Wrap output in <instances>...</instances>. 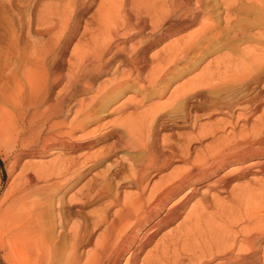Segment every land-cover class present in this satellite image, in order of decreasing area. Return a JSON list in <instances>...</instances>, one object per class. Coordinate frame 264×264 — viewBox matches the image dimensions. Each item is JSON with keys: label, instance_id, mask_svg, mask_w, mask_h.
I'll list each match as a JSON object with an SVG mask.
<instances>
[{"label": "bare ground", "instance_id": "1", "mask_svg": "<svg viewBox=\"0 0 264 264\" xmlns=\"http://www.w3.org/2000/svg\"><path fill=\"white\" fill-rule=\"evenodd\" d=\"M63 1L62 7L54 3L44 5L34 18L27 16V24L22 22L20 28L26 25L27 35L32 33L35 41L24 40L21 32L15 34L12 31L0 52V139L2 144L14 147L13 170L21 159L36 158L40 161L53 155L47 163L27 161L21 164L14 177L18 180L15 184L10 183L0 199V248L3 257L9 264H137L141 252L148 248L146 245L153 237L183 215L176 229L164 237L162 235L152 249H147L139 264H259L261 261L264 264V179H261L264 177V70L261 68L264 57L254 48L246 50V58L237 62L255 65L251 74L248 73V81L254 85L253 92L239 105L242 121L257 115L254 116V124H250L249 133L247 129L237 134L232 130L233 133L228 134L225 127L220 132L210 131L211 141L193 153L189 148L190 138L188 143L184 141L176 149L170 142L173 140L163 137L167 144L163 153L143 144L144 159L129 167V175L119 176L117 170L107 173L108 168L103 172L105 174L98 173L97 183L93 181L95 184L84 186L85 194L82 188L79 190L86 197L81 205L92 198H104L106 201L89 223L81 220L77 221L78 224L74 222V227V223L69 226V245L65 246L66 235H55L58 228L66 227L67 219L74 213L76 194L72 193L65 201L61 191H70L90 165L105 160L110 154V150L92 156L84 154L81 161L78 157L66 155L91 144L90 140H78L74 132L93 113V104L87 101L83 109L75 108L77 111L74 109L71 116L68 114L71 109L65 105L66 99L78 85L84 88L93 76L109 68L113 61L127 64L131 71L140 67V58L145 60L142 55L144 48L138 49V44H127L123 38L128 31L140 34L150 26L153 32L159 25H156L159 19L163 22L171 16L179 26L208 18L203 0H195V9L186 0H101L95 12L96 24L88 29L89 38L81 45L78 42L75 53L67 59L69 73L64 78L61 53L67 39L61 35L80 0ZM221 2L228 11L238 0ZM244 2L247 4L244 6L255 7L264 13V0ZM179 9L182 11L177 13ZM51 15H56L61 23L60 30L53 26L56 35L53 32L48 35L47 32L48 28L52 29L50 23L59 25L57 20L53 22L54 18L51 20ZM229 15L227 12L226 22L230 20H226ZM33 19L37 27L31 29ZM211 27L210 24L198 30L200 36L189 41L186 48L181 44L182 49L176 47L172 50L170 47L169 50L166 46L168 54L164 60H170L171 56L177 58L179 52L183 58L189 49L209 36ZM46 32L48 36L43 38ZM152 41L149 36L144 42L145 47ZM256 43L264 45V34H259ZM28 47L32 48L29 54ZM62 80H65L63 87L54 96L53 90ZM41 81L44 86L39 92ZM224 107L230 109V105ZM13 111L17 112L18 119H15ZM240 118L236 120L240 121ZM223 121L218 122L221 127L231 125L230 121L222 125ZM90 161L93 164L87 166ZM174 162L181 165L172 166V171L158 175L154 181L150 178L152 173L153 177ZM226 167L231 168L223 172ZM237 179H246V182L235 184ZM123 181L133 191H123L121 186L120 189L113 188V182L117 186ZM198 195V201L191 204ZM54 205H57L56 213ZM126 253V259L121 263Z\"/></svg>", "mask_w": 264, "mask_h": 264}, {"label": "rangeland", "instance_id": "2", "mask_svg": "<svg viewBox=\"0 0 264 264\" xmlns=\"http://www.w3.org/2000/svg\"><path fill=\"white\" fill-rule=\"evenodd\" d=\"M62 1L0 0V52L4 46H6L12 31L15 34H20L21 32V37L24 40H28L29 42H31V40L35 41L32 33L29 32L31 35H27V28L25 29L24 27L26 26L24 24H27V16L32 15L34 18L44 5L54 3L62 7L64 4V1ZM100 1L101 0L77 1V9H75L72 19L61 35L62 38L67 39L65 49L61 53L63 58L61 74L63 73L64 78L66 74L69 73L67 59L71 57V53H75V46L78 42L81 45L83 41L85 42L87 38H89L88 29L96 24L95 12ZM186 1L190 2L192 4L191 7L195 9V0ZM203 2L207 7L206 13L208 15H206L208 18H204L201 21L197 20L188 25L179 26L177 25L175 17L171 16L168 20L163 22L159 19L156 23V25H159L153 32L150 26L144 30L146 32L143 31L140 34H137L134 30L128 31L127 35L123 38L126 40L127 44L129 46L138 44V49L142 46L144 48L142 55L145 56V60L140 58V67L136 71H131L127 64L124 65L120 64L118 61H113L110 63L109 68L102 70L97 76H93V79H90L84 88L78 85L77 88H75L76 90L74 89L75 91H73V94L66 99L65 105L66 108L68 107L71 109V112H68L71 116L74 114L75 108L80 110L83 109L87 101L93 104V113H91V117L89 116V120L84 119L85 123H83V127H79L74 132V137L77 136L78 140H80V138L81 140H90L91 144L87 148H82L83 150L77 149L71 152V154L68 153L66 155L78 157L79 161H81L84 154L92 156L100 152H106L107 150H110V154L105 160L92 166L90 165L87 172L78 180L70 191L65 188V190L61 191L63 192L65 201L72 193L76 194L74 199L75 203L72 208V213L74 212L72 214L73 216L69 217L65 208L64 210L67 213L63 210L64 214L67 215L66 218L69 217L67 219L68 222L66 221V227H64L65 230L64 228H58L55 232L56 236L58 234V236L62 234L66 235L60 236H64V238L68 239L65 240V246L69 245L68 241L70 237V227L73 225L72 223L76 222V224H78L81 220H85L89 223L94 213L100 211L103 205H105L106 199L104 198H92L85 205H81V203L86 200L84 194L87 192L85 189L87 188V184L93 185L97 183V180L100 178L98 173L105 174L103 172H106L105 170L108 168L109 171H107V173L117 170L119 176L129 175L131 173L129 167L131 168V165H136L144 159L143 144L146 143L158 153H163L164 146L167 145L163 137L168 138L169 141L173 140L170 142L176 149L182 145V142L187 141L188 143V139L190 138L189 148L193 153L197 151V148L198 150L200 148L203 149L211 141L210 131L216 130L220 132L223 127L226 128V131L230 129L228 132L225 131V133L228 134L233 133V131L235 134L246 132L247 129L248 133L251 131L250 126L255 121L256 117L254 118V116L257 115L253 117L248 116L242 121L243 118L240 116L239 105L253 92L254 85L250 84L248 81L250 77L248 73L251 72L255 65L238 64L237 62L246 58L245 51L249 48H254L259 55L264 57V45L256 43L259 34H264V23H262L264 22V18L262 17L264 13L260 12V10L255 7H246L247 4L244 0H238L237 4L240 7L236 4L233 9H229L228 11L224 8L221 0H203ZM243 4H246V6ZM130 7L131 5H129L128 8ZM139 8L143 12L142 8ZM181 11L182 10L179 9L177 13ZM227 12L230 14L229 18H226V20L230 19L227 21L228 23L225 21ZM257 12H260L261 15ZM157 13H159V11H157ZM254 14L256 15L254 16ZM51 16V20L54 18L53 22L57 20L59 25L58 23V26L55 23V25L50 23L49 25L52 29L49 30V28H46L49 34L46 32V34L42 36L43 38H46L51 32L54 34L56 29L60 30L59 26H61V23L58 21L59 18L56 15ZM260 19H262V21ZM22 22L25 23L21 26L22 28H20ZM208 23L209 25L211 24L213 28L211 27L209 36L205 38L206 40L203 39L204 41H200L195 45L196 47L194 46L191 50L189 49L188 54L183 58L182 52H179L177 58L171 56L169 57L170 60H164L165 55L168 54V51H165L167 49L166 46H168L169 50L171 48L173 50V48L176 47L182 49V45L186 48L189 41L200 36V31H197L203 30L202 28L209 26ZM32 25L33 27H30L31 29L37 27L36 25L34 26V19L31 26ZM49 25L47 26L49 27ZM53 26L56 29H54ZM61 30H63V27ZM120 32L122 33V31ZM56 34L57 33H55V35ZM149 36L153 41L150 45L145 47L144 42L149 39ZM186 37H189V39ZM173 42H175V44ZM27 51L28 54L31 53L32 48L28 47ZM179 56H181V59ZM227 59L230 61L229 63ZM263 65L262 63V70H264ZM211 76L212 78H210ZM64 82L65 80H62L61 83L54 88V96H56L58 91H61ZM120 82L122 83L120 84ZM88 85H90V87ZM43 86L44 83L41 81L38 87L39 92L42 90ZM234 104H236V107ZM225 105H230V109H225ZM13 115H15V119L19 118L17 112L13 111ZM236 118H240L241 122L239 119H237V121ZM218 120L223 121L222 125L226 122V124L230 123L234 126L224 124V126L221 127ZM241 123L242 125H240ZM217 124H220V126L216 127ZM243 124H246V126ZM86 131L90 132L87 136H85V134H87ZM183 144L186 145V143ZM14 151V147L12 148L11 145L5 143L2 144L0 139V199L4 196V191L8 190V187H10L12 183L15 184V181L18 180L14 177L17 171H19L21 164L27 161H36V163L37 161H43L47 163L53 157V155H48L40 159V161L36 158H27V161L26 159H21L20 163L16 165L13 170L11 163L13 161ZM92 162H88L87 166L93 164ZM173 164L170 166L171 168L168 167L156 174L157 176L155 175L152 177L154 174L152 173L150 178L154 181L159 176H163L164 174L167 175L174 167L181 165V163L178 162H174ZM229 168L231 167H226L223 172L227 171ZM261 179H264V177H261ZM93 181H95V183H93ZM235 182L233 183L243 184L246 182V179H237ZM121 183L122 184L119 182L116 186L115 182H113V188L114 186L119 187V189L122 187L121 190L123 191H133L130 187L128 188L126 181ZM81 188L84 192L82 195L79 192ZM199 197L200 195L193 198L191 204L198 201ZM56 207L57 205H54L55 213ZM182 216L183 215L180 216L181 219ZM181 219L162 228L153 237L152 241L146 245L148 248H144L140 258L146 251L152 249L153 246L160 241L162 235L164 237L169 232L174 231L182 221ZM76 224L74 223L73 227ZM262 244H264V239L262 240ZM127 254L128 253L121 259V263L125 261ZM140 258H138L137 264L140 263ZM185 262H187L186 259ZM0 264H9L5 257H3L1 248ZM259 264H263L262 261Z\"/></svg>", "mask_w": 264, "mask_h": 264}]
</instances>
